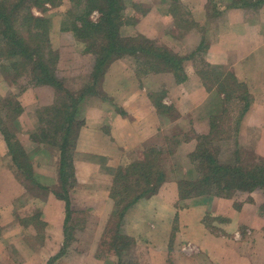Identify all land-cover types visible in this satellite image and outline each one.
<instances>
[{
    "label": "crops",
    "instance_id": "obj_1",
    "mask_svg": "<svg viewBox=\"0 0 264 264\" xmlns=\"http://www.w3.org/2000/svg\"><path fill=\"white\" fill-rule=\"evenodd\" d=\"M246 1L240 5L242 7H234L241 0H180L185 13L182 23L171 14L170 0H131L126 5H134L128 8L129 16L138 20L132 35L160 40L179 56L195 52L202 40H206V62L217 69L233 71L237 79L247 85L253 103L242 118L234 142L239 143L240 149L264 157V4L257 0ZM57 27L60 28L58 24ZM71 35L60 33L59 38L65 37L74 44ZM186 74V81L178 84L168 73L140 78L137 67L126 59L108 68L100 90L101 101L86 109L74 161L77 186L71 193L72 207L89 211L88 219L85 226L74 231L76 240L55 264H106L94 256L113 210L110 198L113 171L141 161L150 147L157 146L168 152L170 137H177L180 143L173 148L172 155H165L169 159L166 161L170 173L168 181L156 197L141 201L126 217L124 232L136 239L139 262L264 264V238L259 236L264 228V213L257 205L258 198L263 197L260 190L252 193L253 203L219 197L180 200L175 162L185 168L186 178L189 156L197 145L187 137L192 130L203 132L200 127L221 115L223 99L208 92L192 61L186 65ZM0 89L6 96L12 86L0 79ZM162 90L167 92L163 104L173 107L178 118L165 119L157 112L150 94ZM29 91L28 97H33V103L23 104L27 133H20L18 137L31 152L35 146L28 132L37 121L32 107L52 104L55 94L49 87ZM9 161L8 148L0 133V227L3 230L0 264H48L65 247V205L53 195L46 202L30 200L20 205L26 208H20L25 212L30 208L43 211L46 240L43 244L37 241L33 227L24 228L15 223L14 204L25 199L26 189L16 179ZM55 164L56 157L48 165L35 163L34 171L54 181ZM182 202H185L183 210L178 209ZM236 203L241 207H236ZM176 216L179 223L172 237ZM249 234L257 237L248 240ZM187 244L194 245L196 253L184 252Z\"/></svg>",
    "mask_w": 264,
    "mask_h": 264
},
{
    "label": "trees",
    "instance_id": "obj_2",
    "mask_svg": "<svg viewBox=\"0 0 264 264\" xmlns=\"http://www.w3.org/2000/svg\"><path fill=\"white\" fill-rule=\"evenodd\" d=\"M69 1L63 13L60 33H71L76 42L84 45L85 53L95 57L89 80L78 91L67 88L65 80L57 76L59 53L51 43L52 22L47 15L51 13L50 8L61 7L62 0H0V75L10 86L19 84V80L27 75L31 85L55 90V101L37 110L35 127L28 132L35 146L31 152L18 137L20 133H27L23 119L25 108L17 95L0 97V133L8 148L10 169L27 191L25 199L16 201V204L24 206L32 198L46 202L50 193L65 204V247L48 264H55L66 253L76 240L74 231L86 225L88 211H80L85 218L78 222L70 198V192L77 186L74 161L80 132L85 125L86 102L93 96L102 95L100 90L108 68L125 56L136 60L140 78L168 73L178 84L186 81V65L192 61L208 92L223 97L219 103L222 113L210 119L209 135L196 134L192 130V135L187 137L197 145L189 156L192 166L187 177L178 181L180 200L219 197L253 203L252 193L257 190L264 193V157L253 153L246 162V153L238 146L231 160L226 163L219 160L221 149L215 144L217 138H222V131L217 130L219 123L227 118L229 106L234 101L241 106L243 104L238 117L240 121L249 111L253 99L247 85L240 82L233 71L223 68L227 71L219 73V69L206 62V40H202L195 52L179 56L169 47L144 35L125 37L121 34L122 27H135L138 23L135 18L125 15L126 0ZM170 1L173 4L171 14L178 22H184L182 3L180 0ZM257 2L264 4V0ZM246 3V0H241L234 7H242L240 5ZM35 9L41 15H36ZM94 12L99 14L96 21L91 18ZM166 95L162 90L151 93L150 98L161 116L173 120L179 115L173 107L163 104ZM169 141L171 149L168 152L157 146L150 147L142 161L113 171L110 198L114 209L97 246L94 256L97 261L139 264L132 254L136 243L122 234V223L127 212L141 199L158 194L168 181L170 173L165 155H172L173 148L180 143L177 137H170ZM55 157L58 160L56 180H48L35 173V163L48 165ZM240 205L236 203V207L240 208ZM261 210L264 211V207ZM17 220L24 228L33 227L37 241L45 242L47 223L42 210L30 208L22 215L16 214V223ZM2 233L0 227V237Z\"/></svg>",
    "mask_w": 264,
    "mask_h": 264
},
{
    "label": "rangeland",
    "instance_id": "obj_3",
    "mask_svg": "<svg viewBox=\"0 0 264 264\" xmlns=\"http://www.w3.org/2000/svg\"><path fill=\"white\" fill-rule=\"evenodd\" d=\"M127 1H131V0H126V2ZM69 4H70L69 0H62V6L58 7V8H50L51 13L48 14L47 17L52 22L51 43H52L53 49L57 53H59V62H58V65H57V76L60 79L65 80V85H66L67 88H69L70 90H73V91H78L89 80V76L92 73V71L94 69V66H95V57L92 54H86L85 53L84 45H82V44H80V43H78L76 41H75L76 43L71 44L70 42H68V40L65 37H62L61 39L59 38L63 13L65 12V9L67 8L66 6H68ZM133 6L134 5H132V4L126 5L125 15L127 17L129 16V12H130V11H128V8H133ZM34 12H35L36 15H41V13L38 10H36V9L34 10ZM91 18L94 21H96L99 18V14L97 12H94ZM57 24L60 26V28L57 27ZM134 31H135L134 30V26L126 25V26L122 27L121 34L123 36H125V37H134V36L137 35V34L136 35H132ZM71 36L72 37H70V39L74 41L73 35H71ZM153 41L157 42L160 45H164L163 42H161L160 40H153ZM123 59H126V61L128 63H130L131 65L134 64V66H136V60L133 57L125 56V57H123L120 60H123ZM118 61H116V62H118ZM226 71L227 70H223V68L222 69L220 68L218 72L222 73V72H226ZM162 74H164V73H162ZM26 76L22 77L19 80V84L15 85V86L12 85V91L10 93H8L6 96H5V94H1L2 90L0 89V97L8 98V97H10V95L11 96H16L17 95L18 100L21 102L22 105L24 103L32 104L33 103V97L32 98L28 97V93L30 92L29 89L30 90H34V89H37V88H40V87L31 85L30 84V80L28 81V79H27L28 77H26ZM0 79H2L3 82L7 83L6 80L1 75H0ZM42 87H46V86H42ZM53 91H54V94H55V90L54 89H53ZM166 97H167V95H166ZM99 98H101V96H93V97H91L86 102L87 107L97 105V103H99L101 101V100H99ZM54 99H55V97H54ZM53 101H55V100H53ZM34 106L35 105H33V107H32V111L36 115L37 110H39V108H42V107H34ZM242 106H243V104H242ZM242 106L239 103H237L236 101L231 102V105L229 106V112L227 113V118H225L223 122L219 123L220 125L218 126L217 130L218 131L219 130L222 131V138L221 139L217 138L215 144H216V146H219L220 149H221V153L219 155V160L222 163H226L229 160H231L233 158L232 153L235 152L237 150L238 146H239V143L236 140H235V142H237V143L234 142V139H235L234 135H235L236 131H238L240 129V123H241L242 119H240V121H239L238 117H239L240 110H241ZM36 120H37V117H36ZM199 129H200V131H203V132H199V133H196V134L209 135V133L211 131L210 130V123H209V125H205L204 127H200ZM189 135H192V132ZM242 150H243V148H242ZM242 152L246 153L244 155V158H245L246 162H248L253 156V153L248 151V150H243ZM166 161H169V159L166 158ZM56 162L58 163V160ZM136 162H139V161H136ZM133 163H135V162H133ZM189 165H190V167H189V169H190L191 166H192L191 161H190ZM56 166L57 165L55 164V167ZM175 172H176V174H179L178 177H177V178H179V180L184 179V174H185L186 170H185V168H180L177 165L176 162H175ZM56 177H57V174H56ZM73 191H74V189H72V191L70 192V198H71V193ZM159 192H160V190H159ZM51 195H53V194L52 193L48 194V197H50ZM262 195H263V197L261 198V200H259V198H258V203H257V205H258V207L260 209H262L264 207V193ZM156 196H157V194L153 195L152 197H149V198H143L136 205H138L141 201L145 202L146 200H150V199H152L153 197H156ZM250 197L253 198V196H250ZM30 200L33 201V202H36V200H40V199H38V198L34 199L33 198V199H30ZM30 200H28V202ZM185 202L184 203L182 202L180 206L178 205V209L181 208L183 210L185 208V206H184ZM71 203H72V201H71ZM112 204H113V202H112ZM20 208L24 209L25 207H20V204H14V219H15V223H16V214L22 215V213L25 212L24 210H22ZM73 209L75 210L74 211V213H75L74 217L77 218L76 220H78V222L84 220L85 217H84L83 213L80 212V210H76L75 208H73ZM113 209H114V204H113ZM27 210H29V209H27ZM130 211H128L127 214L124 217V220H123V223H122L121 232H122L123 235H126V236L132 238L131 236L127 235L124 232V226H125V223H126V217L128 216ZM112 212H113V210H112ZM262 212L264 213V211H262ZM109 218H108V220H109ZM1 221H2V218L0 217V225H1ZM178 223H179V218H178V216H176V217H174V220H173V223H172V237H173L174 231L178 227L177 226ZM16 224L20 225V222L17 220ZM85 224H86V220H85ZM174 235H175V233H174ZM249 235L247 237L248 240H254L257 237V236H255V234H249ZM259 236H262L261 238H264V231H262V234L259 235ZM132 239H134V241L136 243V239L134 237ZM136 245H137V243H136ZM40 249H42V246H41ZM132 254L134 255L133 259L135 261L139 262V259H138L139 257H138V255L136 253V247H135V250H133ZM139 264H141V263L139 262Z\"/></svg>",
    "mask_w": 264,
    "mask_h": 264
},
{
    "label": "built area",
    "instance_id": "obj_4",
    "mask_svg": "<svg viewBox=\"0 0 264 264\" xmlns=\"http://www.w3.org/2000/svg\"><path fill=\"white\" fill-rule=\"evenodd\" d=\"M197 249L194 245L192 244H187L184 248V252H187V253H196Z\"/></svg>",
    "mask_w": 264,
    "mask_h": 264
}]
</instances>
